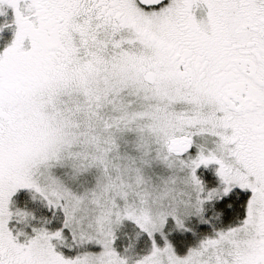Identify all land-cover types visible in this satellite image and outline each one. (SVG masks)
I'll list each match as a JSON object with an SVG mask.
<instances>
[{"label": "snow or ice", "instance_id": "snow-or-ice-1", "mask_svg": "<svg viewBox=\"0 0 264 264\" xmlns=\"http://www.w3.org/2000/svg\"><path fill=\"white\" fill-rule=\"evenodd\" d=\"M0 264H264V0H0Z\"/></svg>", "mask_w": 264, "mask_h": 264}]
</instances>
